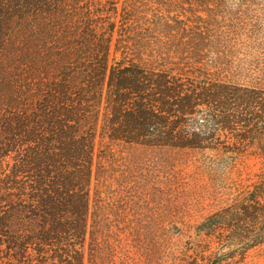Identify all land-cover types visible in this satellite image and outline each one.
I'll return each mask as SVG.
<instances>
[{
  "label": "trees",
  "instance_id": "1",
  "mask_svg": "<svg viewBox=\"0 0 264 264\" xmlns=\"http://www.w3.org/2000/svg\"><path fill=\"white\" fill-rule=\"evenodd\" d=\"M148 3L0 0V264H85L108 222L111 149L98 139L251 149L256 181L199 230L216 245L208 264L264 245V79L237 83L205 61L203 31L174 48Z\"/></svg>",
  "mask_w": 264,
  "mask_h": 264
},
{
  "label": "rangeland",
  "instance_id": "2",
  "mask_svg": "<svg viewBox=\"0 0 264 264\" xmlns=\"http://www.w3.org/2000/svg\"><path fill=\"white\" fill-rule=\"evenodd\" d=\"M148 4L147 10H158V33L174 48L179 40L203 31L205 61L222 60L226 74L237 83L254 85L264 79V0ZM108 147L114 155L107 151L103 160L111 192L108 222L106 230L88 237L85 264H208L216 245L208 248L199 227L232 205L262 167L251 149L173 151L98 139L97 152ZM241 264H264V245L249 250Z\"/></svg>",
  "mask_w": 264,
  "mask_h": 264
}]
</instances>
